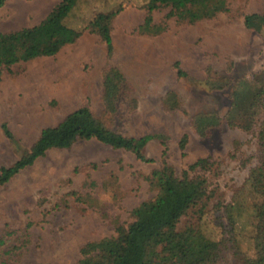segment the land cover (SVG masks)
<instances>
[{
	"label": "rangeland",
	"instance_id": "374dc122",
	"mask_svg": "<svg viewBox=\"0 0 264 264\" xmlns=\"http://www.w3.org/2000/svg\"><path fill=\"white\" fill-rule=\"evenodd\" d=\"M59 1L5 0L0 31L39 23ZM145 3L79 0L66 18L83 30L74 42L53 55L1 68L0 167L24 156L44 127L82 105L91 110L96 128L129 137L162 133L167 151L162 155L160 140L151 139L143 153L152 160L144 161L132 150L95 137L46 150L0 184V264H80L85 243L114 235L116 226L134 221L135 207L156 198L154 169L166 162L185 176L184 170L199 157H207L211 166L191 170L189 176L206 178L207 204L202 215L199 207L182 215L178 229L195 227L233 245L223 247L215 264H241V253L252 254L255 196L248 176L257 162L258 142L254 130L227 126L226 116L238 87L248 103L261 84L253 77L264 72V23L252 17L247 26L244 18L264 12V0H229L227 10L194 22L167 16L170 7L161 6L152 11V24L164 26L158 33L140 29ZM99 13H114L112 57L101 37L86 28ZM110 65L124 78L119 82L120 77L112 76L113 109L106 104L104 86ZM32 68L46 72L49 86H43L42 78L35 81L38 86H30ZM61 83L72 84L74 94H60ZM31 103L35 110L26 114L20 106ZM203 116H215L218 123L198 130L195 121ZM183 134L188 139L184 152L179 147Z\"/></svg>",
	"mask_w": 264,
	"mask_h": 264
},
{
	"label": "trees",
	"instance_id": "16d2710c",
	"mask_svg": "<svg viewBox=\"0 0 264 264\" xmlns=\"http://www.w3.org/2000/svg\"><path fill=\"white\" fill-rule=\"evenodd\" d=\"M4 1L0 0V6ZM78 1L60 0L39 23L9 32L0 31V74L1 68H7L20 61L53 55L65 44L74 42L83 30L69 25L66 18ZM228 5L229 0H146V14L140 29L158 33L164 28L152 24V11L161 6L170 7L167 16L194 22L212 18L227 10ZM113 15L114 13H99L86 27L101 37L111 57L113 44L110 23ZM252 17H256L258 23H264V12L246 14L244 20L247 26L253 24ZM118 70L112 65L105 69V96L110 109L115 107L113 102L110 103V99L114 97L112 90L115 85L112 76L120 77L119 82L124 79L122 74L119 76ZM177 73L184 75L178 67ZM253 78L261 84L253 91L248 103L243 102L244 90L238 87L233 92L231 107L226 116L227 126L254 130L258 142L257 162L250 169L248 176V189L255 196L249 237L253 251L251 255L241 253V264H264V116H261V111H264V72L256 73ZM218 120L215 116H203L197 118L195 124L198 130H202L203 125H215ZM96 123L89 107L82 105L68 113L56 125L44 127L24 156L10 166L0 167V184L33 163L49 148L68 147L78 139L95 137L112 147L132 150L139 159L150 161L152 159L146 158L143 148L151 139L157 138L163 146L162 155H166V136L162 133L129 137L102 131L96 128ZM2 129L11 137V132L5 124H2ZM187 140V134H183L179 140V147L183 152ZM211 164L207 157H199L184 170L185 176L177 175L173 167L166 162L162 167L154 169L151 180L158 189L156 198L135 207L132 211L134 221L128 226H116L114 235L85 243L80 249V264L217 263L224 249H231L233 245H228V242L225 244L226 241L222 239L215 241L195 227L183 230L177 227L181 216L190 209L199 207V213L203 214L209 197L208 184L204 176H189V172L207 169Z\"/></svg>",
	"mask_w": 264,
	"mask_h": 264
},
{
	"label": "bare ground",
	"instance_id": "6f19581e",
	"mask_svg": "<svg viewBox=\"0 0 264 264\" xmlns=\"http://www.w3.org/2000/svg\"><path fill=\"white\" fill-rule=\"evenodd\" d=\"M31 72H33V73H35L34 74V76H33V78H31V81H30V86L31 87H36V86H38V84H36V82H40V78H42V83L43 82H46L45 84H43V86H45V87H47V85L49 86V83L47 82V74H46V72L43 70V69H38V68H32L31 69ZM37 72V73H36ZM64 75H66V76H68V73L67 72H65V74ZM28 76V75H27ZM63 77V76H62ZM56 80V79H55ZM36 81V82H35ZM132 81V80H131ZM29 84V83H28ZM54 86H55V84H54ZM60 86V88L61 89H59V92H60V94H62L64 97H68L69 95H71V92H72V84H70V85H65V84H60L59 85ZM73 93V92H72ZM37 94V90L36 91H34V96H37L36 95ZM74 94V93H73ZM8 102V101H7ZM20 108L21 109H24L25 110V112H26V114L27 113H33L34 112V110H35V105L33 104V103H31V104H29L28 106H25V107H22V106H20ZM23 119H25L24 120V124H27L28 122H27V120H26V115L25 116H23Z\"/></svg>",
	"mask_w": 264,
	"mask_h": 264
}]
</instances>
